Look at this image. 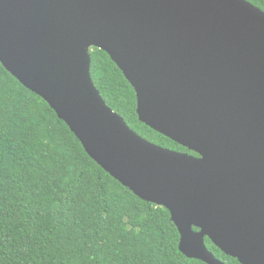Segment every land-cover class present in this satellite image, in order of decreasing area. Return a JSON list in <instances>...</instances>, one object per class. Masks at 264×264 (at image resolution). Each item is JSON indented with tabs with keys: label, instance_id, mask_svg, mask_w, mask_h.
<instances>
[{
	"label": "water",
	"instance_id": "obj_1",
	"mask_svg": "<svg viewBox=\"0 0 264 264\" xmlns=\"http://www.w3.org/2000/svg\"><path fill=\"white\" fill-rule=\"evenodd\" d=\"M104 51L135 92L132 130L95 87ZM0 63L65 123L86 154L165 208L179 252L264 264V12L245 0H0ZM195 229V230H194Z\"/></svg>",
	"mask_w": 264,
	"mask_h": 264
},
{
	"label": "trees",
	"instance_id": "obj_2",
	"mask_svg": "<svg viewBox=\"0 0 264 264\" xmlns=\"http://www.w3.org/2000/svg\"><path fill=\"white\" fill-rule=\"evenodd\" d=\"M245 1L264 12V0ZM89 54L108 107L144 139L188 152L140 123L121 71L104 51ZM205 244L224 264H239ZM178 245L169 212L103 171L47 103L0 63V264H205Z\"/></svg>",
	"mask_w": 264,
	"mask_h": 264
},
{
	"label": "flooded vegetation",
	"instance_id": "obj_3",
	"mask_svg": "<svg viewBox=\"0 0 264 264\" xmlns=\"http://www.w3.org/2000/svg\"><path fill=\"white\" fill-rule=\"evenodd\" d=\"M188 153V152H187ZM190 154V153H189Z\"/></svg>",
	"mask_w": 264,
	"mask_h": 264
}]
</instances>
